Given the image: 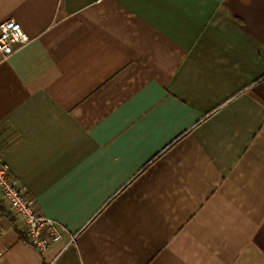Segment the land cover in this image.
<instances>
[{
	"label": "crops",
	"instance_id": "1",
	"mask_svg": "<svg viewBox=\"0 0 264 264\" xmlns=\"http://www.w3.org/2000/svg\"><path fill=\"white\" fill-rule=\"evenodd\" d=\"M8 18L30 39L0 52V147L77 234L55 264H264V0H0ZM0 247L58 245L3 213Z\"/></svg>",
	"mask_w": 264,
	"mask_h": 264
},
{
	"label": "built area",
	"instance_id": "2",
	"mask_svg": "<svg viewBox=\"0 0 264 264\" xmlns=\"http://www.w3.org/2000/svg\"><path fill=\"white\" fill-rule=\"evenodd\" d=\"M29 39L17 20L8 18L0 21V52L3 54H12ZM0 203V219L3 213L12 215L16 229L26 243L38 251H48L53 244L58 245L57 252L46 264H55L58 256L74 243L76 232H69L58 220L41 211L34 198L28 195L22 181L12 172L1 147ZM2 252L0 247V255Z\"/></svg>",
	"mask_w": 264,
	"mask_h": 264
}]
</instances>
